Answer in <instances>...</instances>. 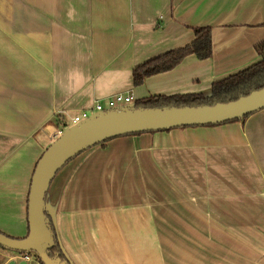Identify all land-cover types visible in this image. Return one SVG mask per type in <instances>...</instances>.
Returning <instances> with one entry per match:
<instances>
[{
    "label": "crops",
    "instance_id": "1",
    "mask_svg": "<svg viewBox=\"0 0 264 264\" xmlns=\"http://www.w3.org/2000/svg\"><path fill=\"white\" fill-rule=\"evenodd\" d=\"M201 26L210 58L133 84L135 66ZM262 40L264 0H0V232L28 233L36 162L73 116L117 93H209L258 62ZM51 195L75 264H264V109L110 139L68 162ZM22 255L1 247L0 264Z\"/></svg>",
    "mask_w": 264,
    "mask_h": 264
},
{
    "label": "water",
    "instance_id": "2",
    "mask_svg": "<svg viewBox=\"0 0 264 264\" xmlns=\"http://www.w3.org/2000/svg\"><path fill=\"white\" fill-rule=\"evenodd\" d=\"M200 92L204 96L211 94ZM185 93V94H194ZM264 109V86L227 102L197 106H135V100L98 110L66 126L54 137L36 162L27 196L28 233L15 238L0 232V246L19 254L33 253L42 264H75L56 233V205L51 185L57 173L91 147L115 137L170 130L186 126L215 125L235 121ZM64 255H50L55 236ZM5 264H29L23 257Z\"/></svg>",
    "mask_w": 264,
    "mask_h": 264
},
{
    "label": "trees",
    "instance_id": "3",
    "mask_svg": "<svg viewBox=\"0 0 264 264\" xmlns=\"http://www.w3.org/2000/svg\"><path fill=\"white\" fill-rule=\"evenodd\" d=\"M194 33L195 37L189 44L167 50L135 66L132 71L133 84L135 86L141 85L147 77L173 69L189 55H194L198 59L210 58L213 54L211 27H195ZM255 49L261 56V59L247 68L213 82L211 94L208 96H204L201 93L150 95L135 100V106L162 107L197 106L202 104L211 105L216 102L231 101L253 90L260 89L264 86V40L258 42L255 45ZM246 117L247 116L239 120H244ZM63 125L64 127L68 126L67 124ZM54 236L56 243L55 246L49 250V254L54 255L58 253L64 258L55 231Z\"/></svg>",
    "mask_w": 264,
    "mask_h": 264
},
{
    "label": "built area",
    "instance_id": "4",
    "mask_svg": "<svg viewBox=\"0 0 264 264\" xmlns=\"http://www.w3.org/2000/svg\"><path fill=\"white\" fill-rule=\"evenodd\" d=\"M104 104L101 103V101H97L95 102V105L93 108L84 110L78 114H76L75 116L72 117V123H76L79 122L82 118L88 116L89 114H92L98 110H103V109H107V108H112L115 107L117 105L120 104H124V103H129L134 101L133 97L131 95H125L122 93H117V94H113L112 96H109L106 100ZM64 125H62L55 133V136H57L58 134H60L62 132V130L64 129ZM33 254L31 253H25L23 258L27 261L34 259Z\"/></svg>",
    "mask_w": 264,
    "mask_h": 264
},
{
    "label": "rangeland",
    "instance_id": "5",
    "mask_svg": "<svg viewBox=\"0 0 264 264\" xmlns=\"http://www.w3.org/2000/svg\"><path fill=\"white\" fill-rule=\"evenodd\" d=\"M105 102H106V101H104V100L101 101L102 104H104ZM156 174H157V173H156ZM156 174H155V176H156ZM166 176H169V177L171 176V180H172V182H173V171H171V172H169V173H166ZM185 184H186V183H185ZM185 184H184V185H185ZM166 191H170L169 194L172 195V196L174 195L173 187H171L170 190H166ZM182 191H183V193H184V190H182ZM157 193H158V192H156V194H157ZM161 196H162V195H161ZM185 197L189 198L190 196L185 195ZM199 224H203V225H204L205 222H199ZM167 240H168V238H167ZM0 248H1V247H0Z\"/></svg>",
    "mask_w": 264,
    "mask_h": 264
},
{
    "label": "flooded vegetation",
    "instance_id": "6",
    "mask_svg": "<svg viewBox=\"0 0 264 264\" xmlns=\"http://www.w3.org/2000/svg\"><path fill=\"white\" fill-rule=\"evenodd\" d=\"M31 254H33V253H31ZM55 255V254H54ZM24 256V254L22 255V257ZM33 256V258L36 260V261H38L39 262V260L35 257V255L33 254L32 255ZM40 263V262H39ZM41 264V263H40Z\"/></svg>",
    "mask_w": 264,
    "mask_h": 264
}]
</instances>
